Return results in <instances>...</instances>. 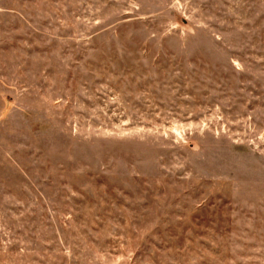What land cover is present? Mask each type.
Returning a JSON list of instances; mask_svg holds the SVG:
<instances>
[{"label":"rangeland","instance_id":"1","mask_svg":"<svg viewBox=\"0 0 264 264\" xmlns=\"http://www.w3.org/2000/svg\"><path fill=\"white\" fill-rule=\"evenodd\" d=\"M0 264H264V0H0Z\"/></svg>","mask_w":264,"mask_h":264}]
</instances>
